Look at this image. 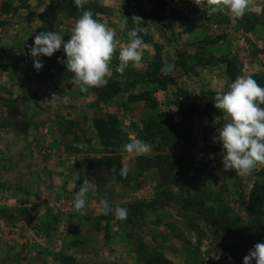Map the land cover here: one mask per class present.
<instances>
[{"label":"rangeland","instance_id":"rangeland-1","mask_svg":"<svg viewBox=\"0 0 264 264\" xmlns=\"http://www.w3.org/2000/svg\"><path fill=\"white\" fill-rule=\"evenodd\" d=\"M121 1L133 12L134 0ZM25 2L20 0V6ZM137 3L148 11L158 8L163 24L159 25L154 18L148 20L145 29L150 40L142 44V62L135 68L144 69L148 61L157 57L160 74L163 68L172 66L167 75L174 78L175 84L165 88L162 82L142 85L143 89L152 90L153 99L149 101L131 103L127 94L121 93L105 103L100 100L99 88L81 93L72 84L74 73L62 62L65 53L49 57L50 74L56 80V94L61 97L53 99V104L61 100L63 110L60 115L50 111L47 117L64 125L63 131L68 133L60 141L64 153L57 163L63 171L61 178L56 175L52 181L53 198L57 199L61 192L68 193V189H55L62 180L71 182L70 186L74 181L80 185L84 179L92 182L96 187L87 193L86 216L91 225L87 234L121 235V245L117 246L125 253L119 254L118 247L112 252L119 264H146L147 260L158 257L167 260L161 264H232L224 256L222 244L234 237L223 231L217 233L212 220H218L226 212L228 217L241 213L244 222L249 220L248 203L256 186L264 185V165L258 164L247 176L226 172L220 165L223 152L217 130L225 121L214 107V98L218 91L227 90L231 81L214 64L222 56L234 57L241 76L251 75L264 86V0H250L249 10L240 18L227 11L208 16L207 6L203 3L197 6L193 0H138ZM13 6L18 5L12 0L0 4L2 9L10 11ZM108 10V18L114 20ZM99 20L116 32L112 70L118 65L115 62L119 48L128 42L129 29L106 23L102 16ZM29 21V16L24 14L0 15V57L20 51ZM74 23L63 14L58 16L54 28L62 35H70ZM41 31L47 29L40 26L37 34ZM208 60L212 63L202 64ZM154 102L156 107H150ZM160 113L173 115L177 134L171 140V147L156 151L141 133L147 121ZM108 114L119 120L120 137L124 141L117 148L104 146L94 126L95 118ZM133 140L145 142L148 152H125L123 145ZM113 150L117 152L112 153ZM117 155L116 171H109L102 158ZM139 156L157 157L159 165L144 169ZM169 163L174 164L167 166ZM123 164L129 167L126 178L119 175ZM160 166L167 174L160 173ZM103 199H108L112 208L117 204L126 207L127 219L116 220L112 212L103 214L100 210ZM137 202L151 205L141 210L129 208Z\"/></svg>","mask_w":264,"mask_h":264},{"label":"crops","instance_id":"crops-1","mask_svg":"<svg viewBox=\"0 0 264 264\" xmlns=\"http://www.w3.org/2000/svg\"><path fill=\"white\" fill-rule=\"evenodd\" d=\"M49 1L26 0L20 6V0H12L18 5L13 11L0 7V15L30 18L25 42L19 41L20 51L0 57V264H119L112 252L121 245V235L87 234L89 217L71 207L80 187L73 182L75 176V187L62 180L55 189H68V193L53 198L52 181L56 175L61 178L63 171L57 163L64 153L60 141L68 133L64 125L47 117L50 111L60 115L63 110L61 100L53 104L57 90L49 57H39L43 67L37 71L29 54L31 37L37 35L39 16ZM96 1L104 8L100 16L106 23L132 11L121 0ZM108 8L114 20L108 18ZM217 66L227 76L226 67ZM87 206L86 201V210ZM118 249L119 254L124 250Z\"/></svg>","mask_w":264,"mask_h":264},{"label":"clouds","instance_id":"clouds-1","mask_svg":"<svg viewBox=\"0 0 264 264\" xmlns=\"http://www.w3.org/2000/svg\"><path fill=\"white\" fill-rule=\"evenodd\" d=\"M81 11L71 28L68 39L52 30L41 31L34 37L29 54L34 58L33 67L39 71L43 67L41 56L51 57L63 46L66 59L62 62L68 71L74 73L72 84L79 87L81 93L89 88L105 87L108 84L110 64L115 51L116 32L94 17L93 12L84 9L89 0H73ZM202 3L208 16L230 12L235 18L242 17L250 8V0H193ZM128 17H118L114 24L124 28ZM133 27L127 31V44L119 48V61L115 72L123 74L128 67H137L142 62L141 46L143 44L142 18L132 16ZM58 62L59 58H58ZM172 71V66L162 69L165 74ZM59 96L53 94L52 99ZM214 107L223 114L225 123L217 130L222 144V166L224 171H235L238 175H250L258 164L264 165V86L253 76H238L227 90L218 91L214 98ZM127 153L144 154L149 146L143 141L133 140L123 145ZM116 171L115 168L112 169ZM129 173L127 164H123L119 175L126 178ZM75 187V185H73ZM95 185L84 179L73 197L71 207L81 215L86 214L87 193L95 190ZM100 210L107 215L112 212L116 220H126L128 210L117 204L110 206L108 199L100 201ZM243 264H264V242L256 243L243 258Z\"/></svg>","mask_w":264,"mask_h":264},{"label":"trees","instance_id":"trees-1","mask_svg":"<svg viewBox=\"0 0 264 264\" xmlns=\"http://www.w3.org/2000/svg\"><path fill=\"white\" fill-rule=\"evenodd\" d=\"M137 1L138 0H134L133 2V12L131 11L124 14V16L129 18L128 25L126 26L129 30L133 27L131 20L132 16L142 18L143 21L141 26L144 28L148 20L152 18L156 19L159 25L163 24L162 14L158 8L153 7L151 11H148L139 6ZM84 9H90L94 17L98 20L100 14L104 12V8L96 0H89V2L84 5ZM60 13H64L67 18L74 21L81 15V11L77 9L73 0H50L49 4L39 16L40 26L47 30L55 31V22ZM63 36L65 39L69 38V35ZM142 36L143 43L150 40V35L146 29ZM62 52L64 53L61 47V49L57 50L55 53L62 54ZM118 63L119 61L116 58L115 64ZM210 63H212L211 60H208V62H203L202 64L207 65ZM220 64L226 66V73L231 82H233L236 77L241 76L237 66L238 62L234 57L222 56L214 65ZM158 65L156 57L154 60L148 61L144 69L138 70L130 64L122 75L116 73L113 68L110 78L108 79V84L105 87L99 88L100 100L107 103L121 93L127 94V99L131 103L145 102L153 99L152 90L143 89L142 85L162 82L165 83L163 87L165 88L166 86L175 84V80L172 76L163 74V72L160 74L161 66L158 67ZM150 107H156V103L154 102ZM94 126L98 130L104 146H114L116 148L122 146L124 140L120 137L119 120L114 114L95 118ZM175 127L176 125L172 114L160 113L147 121L141 136L146 142L153 145L154 150L161 151L163 147H171L173 145L171 140H173L177 134ZM113 151L112 153L117 152L115 150ZM118 157L117 155L102 158L103 164L109 171H112L119 163ZM156 158L157 157L139 156L138 160L141 161L140 165H142V168L148 169L159 165V163L156 162ZM173 164L174 163H169L167 166H172ZM220 165H222V163ZM159 171L160 173L165 174L166 172L167 174V170H163V166L159 167ZM150 205L151 204L147 202H137L130 204L129 208L132 210H141ZM227 213L228 212L223 213L218 220L212 221L217 225V233L223 231L234 237L231 241L222 244L224 256L231 259L232 264H243V258L248 254L249 250L252 249L256 243L264 242V185L256 186L252 192L251 200L247 208V216L250 217L247 222L243 221L244 218L241 213H237L234 217H228ZM222 237L223 236H221V238ZM166 262L167 260L165 258L158 257L147 260L146 264H161Z\"/></svg>","mask_w":264,"mask_h":264}]
</instances>
